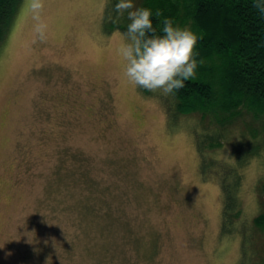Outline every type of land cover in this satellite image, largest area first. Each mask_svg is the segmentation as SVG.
<instances>
[{
    "label": "rangeland",
    "instance_id": "rangeland-1",
    "mask_svg": "<svg viewBox=\"0 0 264 264\" xmlns=\"http://www.w3.org/2000/svg\"><path fill=\"white\" fill-rule=\"evenodd\" d=\"M106 2L44 0L41 41L23 0L1 48L0 264H238L242 237L222 235L220 184L213 169L202 174L195 144L194 131L216 124L193 113L170 127L162 93L127 80L118 53L125 32L105 31ZM244 128L241 118L207 157L234 163ZM78 152L87 163L76 171L89 170L92 192L109 190L111 216L131 222L135 236L114 252L99 249L107 243L101 218L82 216L89 191L71 173ZM243 174L241 220L251 231L264 212V153ZM258 230L249 264L264 259ZM151 233L158 241L152 258Z\"/></svg>",
    "mask_w": 264,
    "mask_h": 264
},
{
    "label": "trees",
    "instance_id": "trees-1",
    "mask_svg": "<svg viewBox=\"0 0 264 264\" xmlns=\"http://www.w3.org/2000/svg\"><path fill=\"white\" fill-rule=\"evenodd\" d=\"M22 1L0 0V51ZM117 2H106L103 14L105 31L112 33L122 30L126 34L131 21L127 12L116 20ZM133 3L136 8H150L153 11V27L157 34H163L165 19H171L175 26H188L198 35L203 34L195 48L198 53L195 56L198 62L195 76L186 80L184 87L177 90L175 95L161 94V100L169 116L170 127H176L179 115L193 113L209 117L216 124L212 132L194 131L201 171L204 176L210 169L215 171L223 197L221 233L225 236L240 233L241 258L238 264H249L258 249L257 231H264V212L254 218L255 227L251 231L246 227L249 223L241 220L243 168L252 158L264 153V13L256 7L255 0H133ZM157 11L161 13L158 18L155 16ZM141 89L146 94L150 92ZM247 112L252 114L254 122L245 118ZM241 118L245 128L240 131L241 137L234 146L235 162L208 158L207 147L221 144L224 138L229 137L227 132L237 126ZM74 157L79 166L74 167L71 173L81 174L85 180L84 187L89 191L80 200L82 216L96 220L101 218L104 223L98 227V231L102 232L107 243L99 249L101 252L109 249L114 252L120 240L125 244L130 235L135 236L131 222L111 216L110 203L104 204L109 190H98V193L94 192L95 195L92 191L97 180L87 169L76 171V168L87 163V158L82 153L79 156L76 153ZM261 183L260 189L264 194V181ZM151 234L152 246L146 254L150 258L158 247L156 236ZM112 235L116 239L113 240ZM133 242L141 253L138 245L142 240L136 237ZM247 249L251 252L249 257ZM246 258H249L248 262ZM262 261L261 264H264V259Z\"/></svg>",
    "mask_w": 264,
    "mask_h": 264
},
{
    "label": "clouds",
    "instance_id": "clouds-1",
    "mask_svg": "<svg viewBox=\"0 0 264 264\" xmlns=\"http://www.w3.org/2000/svg\"><path fill=\"white\" fill-rule=\"evenodd\" d=\"M255 3L264 13V0H255ZM25 6L35 21L34 31L39 40H46L48 25L42 19L44 0H25ZM115 11L118 14L116 20L127 12L131 21L127 26L126 39L118 48L124 62V76L133 85L150 92L175 95L184 87L186 80L195 76L198 66L195 48L203 34L175 26L171 19L163 21V34H157L153 27V11L136 8L133 0H118ZM160 15L159 11L155 13L157 18Z\"/></svg>",
    "mask_w": 264,
    "mask_h": 264
}]
</instances>
